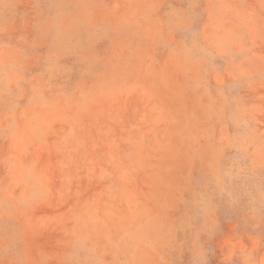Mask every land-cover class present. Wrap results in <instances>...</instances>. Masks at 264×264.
Returning <instances> with one entry per match:
<instances>
[{
	"label": "rangeland",
	"instance_id": "rangeland-1",
	"mask_svg": "<svg viewBox=\"0 0 264 264\" xmlns=\"http://www.w3.org/2000/svg\"><path fill=\"white\" fill-rule=\"evenodd\" d=\"M0 264H264V0H0Z\"/></svg>",
	"mask_w": 264,
	"mask_h": 264
}]
</instances>
